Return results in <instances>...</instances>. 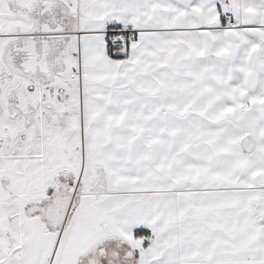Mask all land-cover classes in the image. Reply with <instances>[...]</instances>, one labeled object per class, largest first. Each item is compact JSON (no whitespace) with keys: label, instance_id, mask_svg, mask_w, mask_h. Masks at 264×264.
Returning <instances> with one entry per match:
<instances>
[{"label":"snow or ice","instance_id":"obj_1","mask_svg":"<svg viewBox=\"0 0 264 264\" xmlns=\"http://www.w3.org/2000/svg\"><path fill=\"white\" fill-rule=\"evenodd\" d=\"M0 264H264V0H0Z\"/></svg>","mask_w":264,"mask_h":264}]
</instances>
